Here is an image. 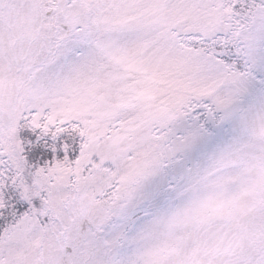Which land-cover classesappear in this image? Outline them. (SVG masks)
Here are the masks:
<instances>
[{
  "label": "snow or ice",
  "instance_id": "obj_1",
  "mask_svg": "<svg viewBox=\"0 0 264 264\" xmlns=\"http://www.w3.org/2000/svg\"><path fill=\"white\" fill-rule=\"evenodd\" d=\"M0 264H264V0H0Z\"/></svg>",
  "mask_w": 264,
  "mask_h": 264
}]
</instances>
